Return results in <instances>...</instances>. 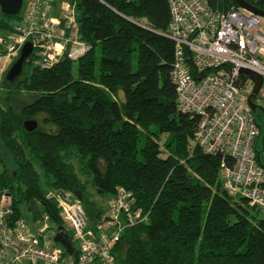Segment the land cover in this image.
I'll return each instance as SVG.
<instances>
[{
	"label": "trees",
	"instance_id": "1",
	"mask_svg": "<svg viewBox=\"0 0 264 264\" xmlns=\"http://www.w3.org/2000/svg\"><path fill=\"white\" fill-rule=\"evenodd\" d=\"M245 1L264 11V0ZM71 2L89 52L48 69L32 57L29 73L26 63L16 82L3 78L4 88L33 100L17 113L9 97H0L7 105L0 104V154L11 159L8 166L0 156V194H12L20 216L19 202L45 201L51 187L81 197L85 208L96 206L90 187L107 207L119 190L132 193L150 222L124 232L114 250L118 264H264L261 211L230 195L221 180L223 160H233L206 154L196 143L199 117L178 108L167 2ZM237 6L220 0L223 9ZM13 26L0 21V32ZM39 115L49 129L28 132L24 122ZM254 115L264 165V113ZM107 207L88 213L90 220H100ZM46 209L62 226L55 204L46 202Z\"/></svg>",
	"mask_w": 264,
	"mask_h": 264
},
{
	"label": "built area",
	"instance_id": "2",
	"mask_svg": "<svg viewBox=\"0 0 264 264\" xmlns=\"http://www.w3.org/2000/svg\"><path fill=\"white\" fill-rule=\"evenodd\" d=\"M165 1L171 16L165 36L176 44L171 78L178 108L199 117L196 143L206 154L233 160L232 166L223 160L221 168L229 194L246 198L264 214L261 128L249 105L255 82L242 72L262 78L256 104L264 113V18L240 6L223 9L220 0ZM20 15L11 35L0 39L6 47L0 51V84L27 42L33 43L31 57L42 69L65 58L77 61L90 50L81 39L74 4L23 0ZM36 202L34 222L41 227L33 230L17 216L12 194H0V264H118L114 250L124 232L150 222V214L125 190L109 201L97 221L90 220L74 193L62 188H49L45 201ZM46 202L58 209L73 254L55 242L58 227Z\"/></svg>",
	"mask_w": 264,
	"mask_h": 264
},
{
	"label": "water",
	"instance_id": "3",
	"mask_svg": "<svg viewBox=\"0 0 264 264\" xmlns=\"http://www.w3.org/2000/svg\"><path fill=\"white\" fill-rule=\"evenodd\" d=\"M238 6L264 18V11L258 9L257 7L247 3L245 0H236ZM23 7V0H0V9L1 13L6 16H16L19 15ZM34 52V46L32 42H27L21 49L20 55L17 57L15 62L9 68L6 74V80L8 82H16L24 73L25 65L27 61L31 58ZM245 74H247L254 82L255 87L253 93L249 99V105L254 112H256L259 107L256 104V99L262 84V78L255 72L250 70H242ZM24 127L28 132H33L39 127V123L36 120H27L24 122ZM79 198V197H78ZM81 199V197L79 198ZM29 210L33 214H37V202L33 200L28 205ZM55 242L63 245L66 250L70 253H74V247L72 242L65 231L63 226L58 227V233L55 237Z\"/></svg>",
	"mask_w": 264,
	"mask_h": 264
},
{
	"label": "rangeland",
	"instance_id": "4",
	"mask_svg": "<svg viewBox=\"0 0 264 264\" xmlns=\"http://www.w3.org/2000/svg\"><path fill=\"white\" fill-rule=\"evenodd\" d=\"M57 1L60 5L63 4V2L64 3L65 2L71 3V0H57ZM16 20H17V18L16 19L7 18L5 15H2L1 11H0V21L1 22H7L10 25H14L16 23ZM11 32H9V33L8 32L7 33L0 32V39L8 37L9 35H11ZM3 46H0L1 47L0 51L4 50V48L6 50V47L3 48ZM29 68H31V66L29 64H27L26 69H27L28 73L31 71V69H29ZM0 97L3 99H5L6 97H9L10 98V105L12 106V108L17 113L21 109H23L27 104L32 102V100H33V97L31 94H28L25 92H20L15 88V86H11V88L6 89L3 87L2 82L0 84ZM2 101L5 102L4 100H2ZM0 104L2 105L3 108L7 107L6 103H2L0 101ZM44 117H45L44 115H39L35 118V120L39 123L40 128H43L44 130H48L49 126H47L43 123ZM0 156H2V158L5 160V163L9 166L10 162H11L10 156L5 154V153L0 154ZM263 157H264V154H263ZM75 164H76V168L79 169V173L81 174L79 163L76 162ZM11 169H12V167H11ZM89 191L92 195V199L89 198L90 204L91 203L96 204V206L95 207L87 206L86 208H87V211L90 214V216L95 217L101 211L100 209H106L107 202H105L103 199H101L92 187L89 188ZM238 197H242V196H238ZM17 206H18V209L20 211L21 216L28 222V224L30 225V227L33 230H37L38 228L41 227V224L34 222V215L29 210L27 203L19 202ZM259 213H260L261 217H264V214L262 212H259ZM75 246H77V244H75Z\"/></svg>",
	"mask_w": 264,
	"mask_h": 264
},
{
	"label": "bare ground",
	"instance_id": "5",
	"mask_svg": "<svg viewBox=\"0 0 264 264\" xmlns=\"http://www.w3.org/2000/svg\"><path fill=\"white\" fill-rule=\"evenodd\" d=\"M73 2V1H72ZM71 2V3H72ZM56 3V2H55ZM55 6H57L56 4H55ZM75 6H76V4H75ZM77 7V6H76ZM76 11H78V8L76 9ZM78 13V12H77ZM2 14V13H1ZM3 15V14H2ZM6 16V15H5ZM21 16V15H20ZM19 17V16H18ZM19 20V19H18ZM79 22V21H78ZM9 30H11V28L9 29ZM81 30V29H80ZM3 48H4V46H3ZM0 49H1V47H0ZM4 50H5V48H4ZM89 52V51H88ZM85 56V55H84ZM34 57V56H33ZM32 58V57H31ZM33 59V58H32ZM32 59H30V60H32ZM32 61H34V60H32ZM28 63V62H27ZM29 64V63H28ZM26 68V67H25ZM30 69V68H29ZM257 102V101H256Z\"/></svg>",
	"mask_w": 264,
	"mask_h": 264
},
{
	"label": "crops",
	"instance_id": "6",
	"mask_svg": "<svg viewBox=\"0 0 264 264\" xmlns=\"http://www.w3.org/2000/svg\"><path fill=\"white\" fill-rule=\"evenodd\" d=\"M60 5V4H59ZM59 5H58V7H59Z\"/></svg>",
	"mask_w": 264,
	"mask_h": 264
},
{
	"label": "flooded vegetation",
	"instance_id": "7",
	"mask_svg": "<svg viewBox=\"0 0 264 264\" xmlns=\"http://www.w3.org/2000/svg\"><path fill=\"white\" fill-rule=\"evenodd\" d=\"M0 11H1V9H0Z\"/></svg>",
	"mask_w": 264,
	"mask_h": 264
}]
</instances>
